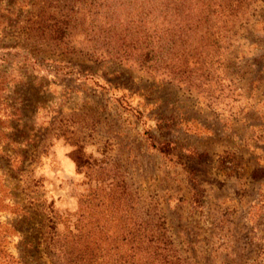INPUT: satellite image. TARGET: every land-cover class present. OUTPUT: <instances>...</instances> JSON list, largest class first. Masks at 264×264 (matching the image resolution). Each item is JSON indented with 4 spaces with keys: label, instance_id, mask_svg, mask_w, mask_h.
<instances>
[{
    "label": "rangeland",
    "instance_id": "obj_1",
    "mask_svg": "<svg viewBox=\"0 0 264 264\" xmlns=\"http://www.w3.org/2000/svg\"><path fill=\"white\" fill-rule=\"evenodd\" d=\"M88 1L0 0V264H69L102 182L164 224L170 264H264V0L173 79L97 60ZM90 235L114 247L110 225Z\"/></svg>",
    "mask_w": 264,
    "mask_h": 264
},
{
    "label": "trees",
    "instance_id": "obj_2",
    "mask_svg": "<svg viewBox=\"0 0 264 264\" xmlns=\"http://www.w3.org/2000/svg\"><path fill=\"white\" fill-rule=\"evenodd\" d=\"M62 1L67 3L70 0ZM94 2L99 20L95 26L94 34L98 37L95 42L108 49L105 53L96 50L97 60L112 58L120 64H134L154 77L166 75L173 79L171 76H177L179 71L189 72L190 58L214 50L213 42L217 43L225 34L231 33L239 20L244 0ZM48 27L60 42H64L73 28L68 21L63 23L60 20ZM197 43L199 45H195ZM179 45L182 46L180 51ZM177 51L182 56L180 62L175 58ZM77 162L79 171H93V163L82 147L78 148ZM113 185L102 182L85 196L90 205L111 215L93 214L86 226L79 230V235L68 230L69 245L64 246L62 252L66 261L69 264H107L110 260L112 264L178 262L171 243L160 232L165 229L164 224L155 218L138 215L133 192L125 186ZM108 225L116 236L114 247L105 248L103 238L93 246L90 234L96 228Z\"/></svg>",
    "mask_w": 264,
    "mask_h": 264
}]
</instances>
